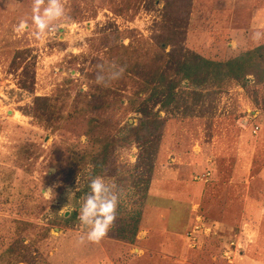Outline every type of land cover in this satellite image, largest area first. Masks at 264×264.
I'll return each instance as SVG.
<instances>
[{
  "label": "rangeland",
  "instance_id": "rangeland-1",
  "mask_svg": "<svg viewBox=\"0 0 264 264\" xmlns=\"http://www.w3.org/2000/svg\"><path fill=\"white\" fill-rule=\"evenodd\" d=\"M63 3L37 41L32 0H0V264H264L261 66L204 61L264 43V0ZM94 176L122 194L106 235L81 241Z\"/></svg>",
  "mask_w": 264,
  "mask_h": 264
},
{
  "label": "clouds",
  "instance_id": "clouds-1",
  "mask_svg": "<svg viewBox=\"0 0 264 264\" xmlns=\"http://www.w3.org/2000/svg\"><path fill=\"white\" fill-rule=\"evenodd\" d=\"M66 16L63 0H32L31 5V36L34 40H40L48 32L54 30L55 22ZM29 29V22L20 19L14 25V31L22 33ZM254 40L264 38V32L254 31ZM83 41V36H77ZM73 49L69 48L68 51ZM123 72V67L111 65L107 69L101 67L95 80L98 84L106 85L112 80L118 79ZM42 193L49 199L53 196L51 189L43 190ZM121 190L117 185L102 176L91 177L88 181V191L82 200L78 201L77 218L83 228L81 241L97 242L102 239L116 218L117 205L121 196ZM64 208V207H63ZM71 209L66 208L65 213Z\"/></svg>",
  "mask_w": 264,
  "mask_h": 264
},
{
  "label": "trees",
  "instance_id": "trees-1",
  "mask_svg": "<svg viewBox=\"0 0 264 264\" xmlns=\"http://www.w3.org/2000/svg\"><path fill=\"white\" fill-rule=\"evenodd\" d=\"M245 55H246V57H245ZM204 61L209 66L210 65H214V67L224 66V67H227L230 71H231V69H233V66H237L236 73L234 74L235 77L245 76V72H247V70L250 67L255 68L257 66H261L260 68L257 67V71H259V73H260L259 75L264 78V43L257 46L256 48L252 49L251 51L248 50L244 55L242 54L240 56L233 58L232 60L227 61L226 63L216 62L213 60H204ZM218 69H220V68H218ZM232 71H234V70H232ZM224 74L225 73L214 75L215 79L216 80L221 79V76L224 77L223 76ZM185 75L188 76L189 74L186 72ZM167 102H169V101H167ZM97 106H101V105H97ZM144 124L146 126H148L150 124V120H146ZM152 163H151V166H153Z\"/></svg>",
  "mask_w": 264,
  "mask_h": 264
},
{
  "label": "built area",
  "instance_id": "built-area-1",
  "mask_svg": "<svg viewBox=\"0 0 264 264\" xmlns=\"http://www.w3.org/2000/svg\"><path fill=\"white\" fill-rule=\"evenodd\" d=\"M197 218H198L199 221L202 219L201 215H198ZM204 223H205V222H204ZM200 226L204 227V229H207V228H206L207 225H205V224H203V223H202V224H199L197 227L199 228ZM197 227H196V228H197ZM207 227H208V226H207ZM198 228H197V229H198Z\"/></svg>",
  "mask_w": 264,
  "mask_h": 264
}]
</instances>
